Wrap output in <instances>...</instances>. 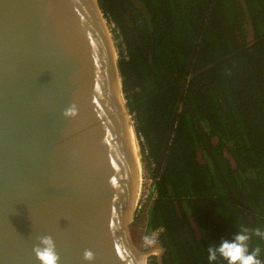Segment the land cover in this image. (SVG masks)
I'll use <instances>...</instances> for the list:
<instances>
[{
	"label": "water",
	"instance_id": "95a60500",
	"mask_svg": "<svg viewBox=\"0 0 264 264\" xmlns=\"http://www.w3.org/2000/svg\"><path fill=\"white\" fill-rule=\"evenodd\" d=\"M99 11L108 24L97 0H0V264H39L32 248L45 235L59 264H142L152 253L163 264L161 244L142 251L130 234L134 156Z\"/></svg>",
	"mask_w": 264,
	"mask_h": 264
},
{
	"label": "trees",
	"instance_id": "16d2710c",
	"mask_svg": "<svg viewBox=\"0 0 264 264\" xmlns=\"http://www.w3.org/2000/svg\"><path fill=\"white\" fill-rule=\"evenodd\" d=\"M97 1L120 37L116 67L142 167L157 164L179 106L133 243L162 229L163 264H209L215 242L264 230V0H211L198 40L207 0ZM249 247L264 264V239Z\"/></svg>",
	"mask_w": 264,
	"mask_h": 264
},
{
	"label": "clouds",
	"instance_id": "9594fccd",
	"mask_svg": "<svg viewBox=\"0 0 264 264\" xmlns=\"http://www.w3.org/2000/svg\"><path fill=\"white\" fill-rule=\"evenodd\" d=\"M65 116H74L75 107H69ZM264 239V230L241 228L232 234L231 239L222 238L207 249V260L214 264L217 259L224 261V264H262L258 258L260 248L250 250L249 242L252 237ZM38 243L33 246L32 252L39 264H59L60 256L56 251V244L49 235L37 237ZM155 258V257H154ZM83 259L91 262L94 254L91 250H84Z\"/></svg>",
	"mask_w": 264,
	"mask_h": 264
},
{
	"label": "bare ground",
	"instance_id": "6f19581e",
	"mask_svg": "<svg viewBox=\"0 0 264 264\" xmlns=\"http://www.w3.org/2000/svg\"><path fill=\"white\" fill-rule=\"evenodd\" d=\"M98 13H99L101 24L103 26V29H104L105 34L107 36L108 42L110 44V48L112 50V47H113L112 53H114L113 55L116 58V53L114 51V46H113L112 40L110 39V35L107 33V28L105 26V22H104L105 19L102 17V14L100 11ZM118 97H119V102H120L119 103L120 108H121V111L123 113V116H124V119L126 122L127 131H128V135H129V139H130V143H131V147H132V152H133V156H134L135 177H136V187H135V197H134V207H133V213H134V211L138 208L141 200L143 198H145V196L149 195L150 189H149V191H148V189L141 190L143 181L141 179L142 178V165H141V161H140L138 142L136 139V135H135V131H134L132 121H131V117H130L129 113L126 112V109L124 108L123 96H121V94H120ZM150 188H151V185H150ZM143 192H144V195H142ZM141 261H142V264H145L146 255L144 257H142Z\"/></svg>",
	"mask_w": 264,
	"mask_h": 264
},
{
	"label": "rangeland",
	"instance_id": "374dc122",
	"mask_svg": "<svg viewBox=\"0 0 264 264\" xmlns=\"http://www.w3.org/2000/svg\"><path fill=\"white\" fill-rule=\"evenodd\" d=\"M105 22V21H104ZM105 26H106V28H107V33L110 35V39L112 40V43H113V46H114V51H115V53H116V57H117V48H118V43L120 42V37H119V35H118V32L116 31V30H114V26H113V24H111V23H108V24H106L105 23ZM150 171H151V165H150V167L148 168V167H142V181H143V183H142V188H141V190H144V189H148V191H149V189H150V185H151V182H150V178L152 177V173H150ZM148 194V193H147ZM146 194V195H147ZM149 194H150V192H149ZM142 195H144V192L142 193ZM149 196L150 195H148V196H145V198H143L142 200H141V202H140V204H139V206H138V208L134 211V213L132 214V220L134 219V216L137 214V212L138 211H140V208H142V207H144L145 206V203H146V201L148 200V198H149ZM141 221V220H140ZM132 224V223H131ZM132 230V229H131ZM144 236V235H143ZM143 236L140 238V240H137L136 238H135V240H134V245L137 247V248H139L140 250H141V244H142V238H143ZM151 260V259H150ZM149 260V261H150ZM153 260H154V257H153ZM148 261V262H149ZM147 262V263H148Z\"/></svg>",
	"mask_w": 264,
	"mask_h": 264
},
{
	"label": "built area",
	"instance_id": "2783aa9c",
	"mask_svg": "<svg viewBox=\"0 0 264 264\" xmlns=\"http://www.w3.org/2000/svg\"><path fill=\"white\" fill-rule=\"evenodd\" d=\"M150 165H151L150 173L153 174V171H155V168H156V164L152 160H150ZM153 181H154V177L152 175V177L150 178L151 186L153 184ZM150 191H151V188H150ZM161 233H162V229H157V230H153L152 232L144 235L142 238L141 250L148 251L152 248H156L160 244L159 237ZM155 256H156V253L147 255L145 263L147 264V262Z\"/></svg>",
	"mask_w": 264,
	"mask_h": 264
}]
</instances>
